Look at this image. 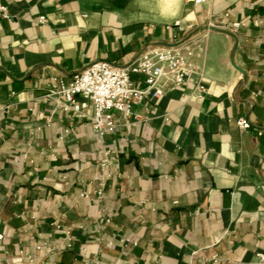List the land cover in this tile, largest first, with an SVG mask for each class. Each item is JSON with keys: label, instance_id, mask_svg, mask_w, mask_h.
Returning <instances> with one entry per match:
<instances>
[{"label": "crops", "instance_id": "0c3cea01", "mask_svg": "<svg viewBox=\"0 0 264 264\" xmlns=\"http://www.w3.org/2000/svg\"><path fill=\"white\" fill-rule=\"evenodd\" d=\"M0 1V264H264V0H182L169 21L158 0ZM210 21L246 26L200 33L190 78L103 140L92 107L46 96Z\"/></svg>", "mask_w": 264, "mask_h": 264}, {"label": "built area", "instance_id": "2783aa9c", "mask_svg": "<svg viewBox=\"0 0 264 264\" xmlns=\"http://www.w3.org/2000/svg\"><path fill=\"white\" fill-rule=\"evenodd\" d=\"M189 1L202 4L213 0ZM11 17L9 7L0 1V19ZM41 20L43 21L44 17H41ZM176 25L180 26V22ZM244 26V21L233 22L231 25L210 21L185 36L175 35L172 42L149 44L128 64L107 60L95 61L70 78L55 76L46 96L51 99L58 98L59 104L65 110L82 112L92 107V127L97 137L103 140L108 133H115L118 129L114 111L129 117L135 104L145 99H159L164 95L165 91L160 86L162 78L169 76L176 86L183 85L190 78L193 73L191 59L204 55L206 51L205 45L201 43V39L206 37L199 38L198 35L205 32L207 36V32L219 30L234 33ZM61 97L64 100H61ZM79 97L84 98L85 102L78 101ZM237 125L245 130L252 127V123L246 118H239ZM102 194L103 191H99L98 198H101ZM63 233L72 240L69 229H63ZM0 239H3L1 233ZM46 246H38V249L48 252L54 250ZM259 257L264 262V253H259ZM25 258L33 260L31 256Z\"/></svg>", "mask_w": 264, "mask_h": 264}, {"label": "clouds", "instance_id": "9594fccd", "mask_svg": "<svg viewBox=\"0 0 264 264\" xmlns=\"http://www.w3.org/2000/svg\"><path fill=\"white\" fill-rule=\"evenodd\" d=\"M159 15L165 20H174L182 7V0H158Z\"/></svg>", "mask_w": 264, "mask_h": 264}]
</instances>
